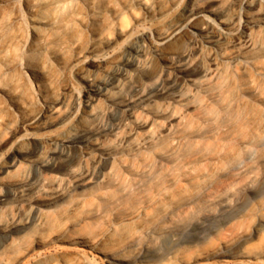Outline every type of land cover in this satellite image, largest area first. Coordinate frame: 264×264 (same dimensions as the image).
I'll list each match as a JSON object with an SVG mask.
<instances>
[{
	"label": "rangeland",
	"instance_id": "374dc122",
	"mask_svg": "<svg viewBox=\"0 0 264 264\" xmlns=\"http://www.w3.org/2000/svg\"><path fill=\"white\" fill-rule=\"evenodd\" d=\"M263 1L0 0V264H264Z\"/></svg>",
	"mask_w": 264,
	"mask_h": 264
},
{
	"label": "bare ground",
	"instance_id": "6f19581e",
	"mask_svg": "<svg viewBox=\"0 0 264 264\" xmlns=\"http://www.w3.org/2000/svg\"><path fill=\"white\" fill-rule=\"evenodd\" d=\"M9 2L16 4V0H9ZM263 4H264V1H263ZM208 23H212L211 16L204 9H202L199 11H194L191 14V16L186 18L183 22L172 24L171 27L168 30L164 31L158 39L152 41V45L156 50V55L146 60L142 65V69H145L148 66V64L150 62H154V60L168 62L171 58V52L169 51V45L171 43H173L176 40L182 39L185 36H188L190 34L200 31L203 28V26ZM212 24L220 32L222 36H224L230 41H233L236 39L240 41L244 38V35H241L239 33L238 28L229 27L226 19L224 18ZM247 42H249L250 46H255L257 44L256 35L249 34ZM226 55H227L226 49L223 46H220L215 53V58H214L215 64L217 63L218 66L223 64V62L225 61V58L227 57ZM139 82H140L139 76H130L127 82L120 85L121 91L118 94H108L107 97L111 101L117 100L120 102H125L128 99V96L126 93L127 88H130ZM99 112L100 111L97 110L94 113V116H98ZM135 118L138 119V115H135ZM76 125L85 126V123L83 122V115L79 117V120L76 123ZM181 126L182 125L179 124L175 130H179ZM151 136L152 135H149L148 137H145L144 139L150 138ZM136 142H139V141H136ZM176 150H177V146L173 145L165 154L172 155L176 152ZM165 154H162V155L164 156ZM41 238H44V237H41ZM43 263L44 261H40L38 264H43Z\"/></svg>",
	"mask_w": 264,
	"mask_h": 264
}]
</instances>
